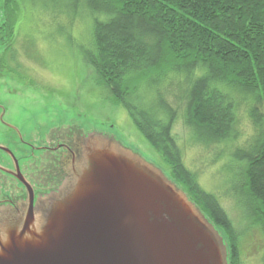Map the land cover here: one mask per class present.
Listing matches in <instances>:
<instances>
[{
    "label": "trees",
    "instance_id": "16d2710c",
    "mask_svg": "<svg viewBox=\"0 0 264 264\" xmlns=\"http://www.w3.org/2000/svg\"><path fill=\"white\" fill-rule=\"evenodd\" d=\"M84 2L94 16L83 60L97 85L161 154L168 177L226 234L228 264H240V236L218 197L185 167L173 125L181 109L195 141L228 142L245 107L255 134L228 167L241 207L264 236V0ZM9 11L7 0L8 19ZM172 81L181 88L175 105L161 90Z\"/></svg>",
    "mask_w": 264,
    "mask_h": 264
},
{
    "label": "water",
    "instance_id": "95a60500",
    "mask_svg": "<svg viewBox=\"0 0 264 264\" xmlns=\"http://www.w3.org/2000/svg\"><path fill=\"white\" fill-rule=\"evenodd\" d=\"M60 187L0 212V264H228L219 232L160 168L114 137L77 140Z\"/></svg>",
    "mask_w": 264,
    "mask_h": 264
},
{
    "label": "rangeland",
    "instance_id": "374dc122",
    "mask_svg": "<svg viewBox=\"0 0 264 264\" xmlns=\"http://www.w3.org/2000/svg\"><path fill=\"white\" fill-rule=\"evenodd\" d=\"M13 7L15 50L11 58L0 45L4 64L0 70V101L9 106L8 113L21 125L20 130L27 129V136L34 140H47L59 134L58 129L67 131L70 127L103 132L170 175L161 154L136 128L126 109L97 85L83 60V50L91 46L94 16L84 0H17ZM179 89L177 81L161 85L165 99L174 105L180 102ZM181 112L173 133L185 167L196 175L202 189L218 197L238 232L240 264H264V236L241 207L232 188L235 175L228 167L233 166V153L245 149L255 134L245 107L239 111L234 138L209 145L195 141ZM217 231L228 256L226 234Z\"/></svg>",
    "mask_w": 264,
    "mask_h": 264
},
{
    "label": "flooded vegetation",
    "instance_id": "af4514ba",
    "mask_svg": "<svg viewBox=\"0 0 264 264\" xmlns=\"http://www.w3.org/2000/svg\"><path fill=\"white\" fill-rule=\"evenodd\" d=\"M15 2L9 0V19L7 0H2L3 5L0 4L3 8L0 9V45L3 44L11 58L15 50ZM6 20H9L8 31L3 25ZM1 68H4V64L0 58ZM8 111L9 106L0 101V212L25 204L28 189L34 203L56 191L67 176V164L77 152L76 140L90 133L70 127L67 131L58 129L59 134L46 137L47 140H34L27 136V129L24 132L20 130L21 125L15 123Z\"/></svg>",
    "mask_w": 264,
    "mask_h": 264
}]
</instances>
